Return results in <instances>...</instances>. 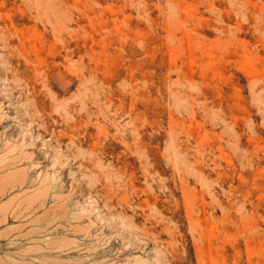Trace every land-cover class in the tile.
Segmentation results:
<instances>
[{
  "label": "rangeland",
  "instance_id": "rangeland-1",
  "mask_svg": "<svg viewBox=\"0 0 264 264\" xmlns=\"http://www.w3.org/2000/svg\"><path fill=\"white\" fill-rule=\"evenodd\" d=\"M0 264H264V0H0Z\"/></svg>",
  "mask_w": 264,
  "mask_h": 264
},
{
  "label": "bare ground",
  "instance_id": "bare-ground-1",
  "mask_svg": "<svg viewBox=\"0 0 264 264\" xmlns=\"http://www.w3.org/2000/svg\"><path fill=\"white\" fill-rule=\"evenodd\" d=\"M56 5V4H55ZM39 74H40V72H39Z\"/></svg>",
  "mask_w": 264,
  "mask_h": 264
}]
</instances>
